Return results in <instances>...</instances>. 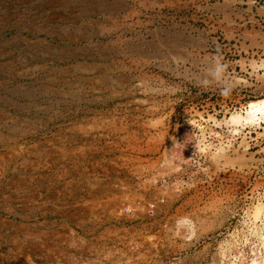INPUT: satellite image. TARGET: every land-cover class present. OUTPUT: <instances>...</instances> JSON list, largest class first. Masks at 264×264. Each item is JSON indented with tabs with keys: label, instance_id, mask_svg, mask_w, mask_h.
Returning a JSON list of instances; mask_svg holds the SVG:
<instances>
[{
	"label": "rangeland",
	"instance_id": "rangeland-1",
	"mask_svg": "<svg viewBox=\"0 0 264 264\" xmlns=\"http://www.w3.org/2000/svg\"><path fill=\"white\" fill-rule=\"evenodd\" d=\"M226 1L0 0V264H264V0Z\"/></svg>",
	"mask_w": 264,
	"mask_h": 264
},
{
	"label": "bare ground",
	"instance_id": "bare-ground-1",
	"mask_svg": "<svg viewBox=\"0 0 264 264\" xmlns=\"http://www.w3.org/2000/svg\"><path fill=\"white\" fill-rule=\"evenodd\" d=\"M226 2H230L229 0H227ZM185 33V32H184ZM179 34H181V35H184V34H182V33H179ZM175 37V36H174ZM191 37V36H190ZM176 40H180V39H176ZM176 43V42H175ZM177 44V43H176ZM143 44H141V46H142ZM163 46H165V45H163ZM193 47H197V48H201V49H203V48H205L206 47V44L205 43H196ZM140 48V47H139ZM175 49V48H174ZM140 52V51H139ZM171 52V51H170ZM181 52V51H180ZM180 52H179V55H177L176 56V58H178V59H182V60H184L185 61V59L183 58V56L184 55H180ZM187 56H191L190 54L189 55H187ZM189 58V57H188ZM187 58V59H188ZM196 61V60H195ZM84 65V64H83ZM82 65V66H83ZM81 66V67H82ZM78 68H79V66H78ZM77 68V69H78ZM88 68V67H87ZM88 70V69H87ZM86 69H81V68H79V71L80 72H86L87 71ZM91 73V72H90ZM65 80V79H64ZM111 80V79H110ZM119 80V79H118ZM63 81V80H62ZM79 81H81V80H79ZM109 81V80H108ZM108 81H107V79L106 78H104V77H100V78H98V80L96 81V83L97 84H99V85H105L106 83H108ZM114 81V80H113ZM65 82V81H64ZM78 82V81H77ZM84 82H85V79H84ZM90 83V82H89ZM70 84V83H69ZM79 84V83H78ZM117 84H124V81H117ZM84 85V84H83ZM85 86V85H84ZM72 87V86H71ZM75 87V86H74ZM68 88V87H67ZM65 89V88H64ZM80 89V88H79ZM83 89H85V88H83ZM82 89V90H83ZM51 90V89H50ZM75 90V89H74ZM12 91V90H11ZM32 91V90H31ZM62 91V90H61ZM68 91V90H67ZM66 91V92H67ZM81 92V91H80ZM55 93V92H54ZM31 95V94H30ZM256 112H259L260 114H262L263 116H264V100H262V101H258V102H254V103H251L250 104V106H249V108H248V110H247V112H246V116L244 117V118H242V116H232L231 117V122H233V123H240L241 122V120H243V121H253V119H254V113H256ZM244 159V158H243ZM230 161V160H229ZM150 180V179H149ZM112 206V205H111ZM140 206V205H139ZM122 207V206H121ZM110 208V207H109ZM120 208V207H119ZM119 208H116V206H113L112 207V212H113V214L114 215H116V216H126L125 215V212H124V209L123 210H121V209H119ZM83 209V208H82ZM91 211H92V209H91ZM132 213H133V210H132ZM229 218V214H228V212H227V215H225L224 217H222L220 220H218V222H215L214 224H209V226H207V224H204V223H201V224H199L198 226H195V225H193V223L189 220V219H187V218H181L180 220H178L177 221V225L178 226H182L183 228L182 229H180L179 231V234H183V233H189L188 235H187V238H192L194 235L195 236H197V237H201V235L203 234V232H208V231H213V230H215V229H217V228H219L227 219ZM200 225H203V227H202V229H201V231L198 233V230H199V226ZM201 227V226H200ZM182 230V231H181ZM186 238V239H187ZM144 253V252H143ZM217 260H215V264L217 263L216 262Z\"/></svg>",
	"mask_w": 264,
	"mask_h": 264
}]
</instances>
